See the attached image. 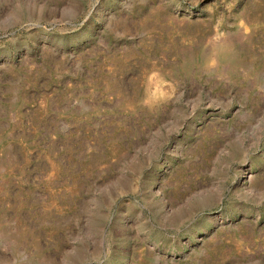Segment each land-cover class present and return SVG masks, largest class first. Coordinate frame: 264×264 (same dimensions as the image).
Listing matches in <instances>:
<instances>
[{
  "label": "rangeland",
  "instance_id": "rangeland-1",
  "mask_svg": "<svg viewBox=\"0 0 264 264\" xmlns=\"http://www.w3.org/2000/svg\"><path fill=\"white\" fill-rule=\"evenodd\" d=\"M0 264H264V0H0Z\"/></svg>",
  "mask_w": 264,
  "mask_h": 264
}]
</instances>
